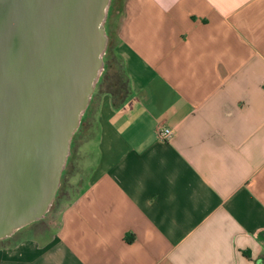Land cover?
Segmentation results:
<instances>
[{"label":"crops","instance_id":"crops-1","mask_svg":"<svg viewBox=\"0 0 264 264\" xmlns=\"http://www.w3.org/2000/svg\"><path fill=\"white\" fill-rule=\"evenodd\" d=\"M117 26L130 94L95 89L57 229L0 264H264V0H123Z\"/></svg>","mask_w":264,"mask_h":264},{"label":"water","instance_id":"water-1","mask_svg":"<svg viewBox=\"0 0 264 264\" xmlns=\"http://www.w3.org/2000/svg\"><path fill=\"white\" fill-rule=\"evenodd\" d=\"M112 0H0V240L52 206L104 70Z\"/></svg>","mask_w":264,"mask_h":264},{"label":"rangeland","instance_id":"rangeland-1","mask_svg":"<svg viewBox=\"0 0 264 264\" xmlns=\"http://www.w3.org/2000/svg\"><path fill=\"white\" fill-rule=\"evenodd\" d=\"M117 3H118V0H112L111 1L108 17H107V20L105 23L106 31H107V34L109 36V43H108V47L106 49V53L104 55V61H105L104 70H103L102 75H101V77H100V79L96 85V89L98 91L103 88V86H102L103 82L102 81L104 79L105 73L107 71L110 74L117 72V65L114 62L115 61L114 55H117V54L114 51V46L119 41V36H118L119 31L117 29L118 28L117 21L114 22V19L112 18V15H113L112 10ZM117 11H118V9L115 10L116 15L118 14ZM71 162H72V157H71ZM80 162L81 163L78 167L79 169L81 168L80 171L87 170L89 165H90V161L87 159L86 160L82 159V161H80ZM70 167H71V165H69V166L66 165V168L63 171V175L61 178L60 187H59L58 192L56 194V198H55L52 206L50 207V209L47 211L46 215L42 219L21 228L12 236L0 240V246L11 244L14 241H16L17 239H19V238H21L27 234H31V233L45 234V233H48L50 231H54L57 229L59 221H60V215L62 212V208H63L64 204L66 203L65 200L72 198L73 194L75 193L74 189H71L69 195L65 197V200H64L65 202H63V203H60V202L58 203V201L56 200L57 198H59L58 194L64 192V190L67 188V186L72 184L76 180L74 177H72L71 174H70L69 179H68V171H69ZM75 176H78V175L76 174Z\"/></svg>","mask_w":264,"mask_h":264},{"label":"trees","instance_id":"trees-1","mask_svg":"<svg viewBox=\"0 0 264 264\" xmlns=\"http://www.w3.org/2000/svg\"><path fill=\"white\" fill-rule=\"evenodd\" d=\"M123 3V0H118V3L114 6L113 10H112V18L114 19V22L117 21L118 23V16H119V12L121 10V5ZM113 5V4H112ZM117 15L115 14V10H117ZM115 56V64L117 65V72L110 74L108 73V71L105 73L104 75V79H103V88L102 90L110 92L116 101H123L125 100V98L130 94V80L127 76V73L124 69V65L122 60L116 56ZM69 191L68 188H66L64 190V192L58 194L59 198H57L56 200L58 201V203H63L65 201H70L72 200V198L65 200V197L69 195ZM65 200V201H64Z\"/></svg>","mask_w":264,"mask_h":264},{"label":"built area","instance_id":"built-area-1","mask_svg":"<svg viewBox=\"0 0 264 264\" xmlns=\"http://www.w3.org/2000/svg\"><path fill=\"white\" fill-rule=\"evenodd\" d=\"M173 133H174V130L171 128L159 129V137L163 140H167L168 138H170V136H172Z\"/></svg>","mask_w":264,"mask_h":264}]
</instances>
